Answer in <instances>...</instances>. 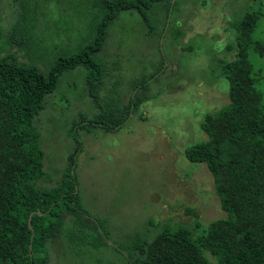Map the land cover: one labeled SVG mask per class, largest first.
Here are the masks:
<instances>
[{
  "label": "rangeland",
  "instance_id": "obj_1",
  "mask_svg": "<svg viewBox=\"0 0 264 264\" xmlns=\"http://www.w3.org/2000/svg\"><path fill=\"white\" fill-rule=\"evenodd\" d=\"M171 13L174 26L183 35L174 40L169 30L160 39L149 34L133 11L118 15L98 52L100 80L92 97L86 85L87 70L76 67L57 78L44 107L34 118L46 186L58 182L74 147L80 150L70 166L81 206L91 218L103 219L107 244L93 246L60 237L46 247V264H127L123 244L137 233L154 235L161 224L200 227L225 217L213 190L211 175L202 162L184 159L186 146L206 138L199 122L207 112L227 103V81L219 75L218 60L232 58L224 45L233 39L229 21L254 7L253 0H175ZM86 0H49L37 8L36 31L43 44L36 51L17 49L6 37L15 18L11 0H0V54L13 51L17 59L32 61L45 70L55 55L74 51L84 35ZM161 15V14H158ZM175 18V19H174ZM172 24V23H171ZM82 34V35H81ZM254 37L264 39V19L258 20ZM159 48V50H158ZM162 72L150 79L151 95L135 113L110 131L99 127L69 129L81 118L88 119L111 99L125 103L132 81L147 76L160 64ZM251 71L264 79V56L247 53ZM259 87V86H258ZM264 94V89L261 91ZM96 98V102L92 98ZM101 106V108H99ZM188 208L196 213H188ZM48 249V250H47ZM213 261L207 252L203 253Z\"/></svg>",
  "mask_w": 264,
  "mask_h": 264
},
{
  "label": "trees",
  "instance_id": "obj_2",
  "mask_svg": "<svg viewBox=\"0 0 264 264\" xmlns=\"http://www.w3.org/2000/svg\"><path fill=\"white\" fill-rule=\"evenodd\" d=\"M11 1L16 14L7 43L29 53L38 50L43 41L35 26L37 8L49 0ZM253 1V8L229 21L233 39L224 50L232 52L233 57L217 62L219 75L227 81L228 101L203 115L199 127L206 138L183 150L188 162L205 165L219 207L226 215L199 230L200 223L195 219L192 227L163 223L149 238L135 233L123 244L127 264H264V79L258 82L247 59L248 51L264 56V39L253 34L258 20L264 19V0ZM86 2L80 45L72 52L55 55L45 70L32 61L18 60L13 51L0 54V264H46V247L62 236L67 243L73 239L95 247L107 244L106 222L88 216L70 174L80 150V141L72 130L118 128L129 113H135L151 97L147 94L149 80L160 75L164 60L160 57L159 66L149 75L133 79L125 103L111 99L91 118L70 125L75 137L67 167L58 182L46 186L41 183L48 175L33 124L58 76L84 67L92 97L94 84L101 77L98 52L109 26L124 11L140 16L148 33L157 38L156 47L168 30H172L175 41L183 35L182 27L174 26L176 19L171 17L175 0ZM185 211L196 216L188 208Z\"/></svg>",
  "mask_w": 264,
  "mask_h": 264
}]
</instances>
